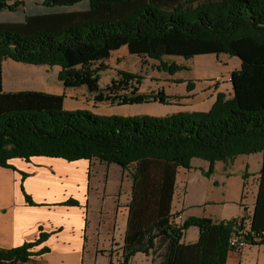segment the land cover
Wrapping results in <instances>:
<instances>
[{
  "label": "trees",
  "instance_id": "trees-1",
  "mask_svg": "<svg viewBox=\"0 0 264 264\" xmlns=\"http://www.w3.org/2000/svg\"><path fill=\"white\" fill-rule=\"evenodd\" d=\"M21 11V20L0 15V167L19 171L11 160L97 159L130 169L132 193L122 264L138 252L153 264H226L229 238L248 229V244H264V0H42L24 8L22 0H0ZM127 47L130 54L185 59L227 54L240 60L231 72L232 97L218 93L209 110L165 116L100 115L68 110L64 94L40 90L7 91L3 61L60 66L58 77L92 72L93 65ZM164 67L175 72L182 67ZM193 85L189 84L188 89ZM263 155L258 191L249 226L243 220L215 221L190 216L173 220L172 207L180 168L193 158L207 160L206 176L218 161L239 155ZM24 180L30 173L19 171ZM249 176L243 173V178ZM26 202L36 203L21 185ZM59 205H79L69 198ZM190 226L197 242H182ZM50 233L34 241L0 248V264H47L36 250Z\"/></svg>",
  "mask_w": 264,
  "mask_h": 264
},
{
  "label": "crops",
  "instance_id": "crops-1",
  "mask_svg": "<svg viewBox=\"0 0 264 264\" xmlns=\"http://www.w3.org/2000/svg\"><path fill=\"white\" fill-rule=\"evenodd\" d=\"M4 71L3 66V76ZM5 85L4 80V88ZM58 88L57 90L43 85L41 88L29 90L64 94V107L68 110L89 106L93 108L89 101H82L83 99L61 90L60 86ZM18 90L22 89L7 91ZM76 99L82 101V106L75 108L73 101ZM239 156L254 157L256 171L251 169L250 160L246 162L244 170H234L233 164L238 156L227 163L216 162L215 170L210 176L203 172L209 169L210 163L207 160L199 161L196 165L195 161L198 159L193 158L192 168H180L172 207L173 219L181 216V220H177L180 223L190 216H205L215 221L238 219L249 226L263 155L258 152ZM17 160L26 167L14 163ZM10 162L19 171L30 175L23 180L19 171L0 167V248H12L34 241L42 229L50 233V236L36 250L47 246L50 251L37 259L47 264H113L118 259V255L123 252L133 184L127 170L97 159L69 162L62 158L38 156L28 162L20 158H14ZM111 170L114 176H111ZM245 171L249 174L247 178H243ZM180 172L184 180L186 179L185 182L179 183ZM254 177L257 178V185L252 190L250 183ZM232 180L239 186L237 198L234 200H230L225 193ZM219 181L227 185L220 188L215 184ZM33 182L40 183L46 194H53V190H58L60 196L45 198V194L41 199L35 198L32 188H29ZM22 184L36 203L43 204H28ZM110 184L115 189L112 187L114 190L108 192L107 187ZM178 193L180 198L177 201ZM71 197L78 200L79 205L58 204ZM109 202L112 204L107 205ZM199 236V228L190 226L185 231L182 242L195 243ZM130 264H153V255L138 252L131 258ZM226 264H264V244L249 243L239 252L232 249Z\"/></svg>",
  "mask_w": 264,
  "mask_h": 264
},
{
  "label": "rangeland",
  "instance_id": "rangeland-1",
  "mask_svg": "<svg viewBox=\"0 0 264 264\" xmlns=\"http://www.w3.org/2000/svg\"><path fill=\"white\" fill-rule=\"evenodd\" d=\"M22 2L24 8L27 9L33 5H40L42 0H22ZM0 15L2 19L9 20L23 18L21 11H12L8 8H4ZM164 64L167 66L176 64L182 68L170 72L164 67ZM3 66L6 90H29L41 88L43 85L58 90L60 86V89L69 95L76 96L80 100L83 99L82 101L87 100L93 105V108L89 106L79 109L90 110L100 115L134 117L141 115L165 116L179 112L209 110L218 93H224L227 98L232 97L231 72L240 68V60L227 54L197 55L189 59L164 55L161 59H156L147 55L130 54L127 47H121L119 50L113 51L109 58L96 62L92 67V72L71 73L66 81H61L58 77L60 66L27 64L10 58L3 61ZM189 84L193 85L190 90L188 89ZM78 99L73 101L76 104L75 108L82 106V101ZM250 157L238 156L233 164V169L244 170L246 162L250 160L251 169L254 170L255 158ZM196 159H198L195 161L196 165L199 164V161L204 160ZM23 161L28 162L24 159ZM14 163L26 167L18 160ZM112 165L118 167L116 164ZM111 171V176H114L113 170ZM127 171L129 172L130 169ZM178 180L179 183L185 182L186 179L184 180L182 172H180ZM215 184L220 188L227 185L221 181ZM250 184L252 190L255 189L257 178H252ZM112 187L115 189L113 184ZM112 187L111 184L108 185V192ZM29 188H32L33 196L37 199L43 198L46 194L40 183L33 182ZM237 189L239 186L232 180L229 189L225 190L230 200L237 198ZM53 192L55 193L48 192L44 197L60 196L58 190H53ZM180 193L177 195V201L180 198ZM109 204L112 202L107 205Z\"/></svg>",
  "mask_w": 264,
  "mask_h": 264
},
{
  "label": "built area",
  "instance_id": "built-area-1",
  "mask_svg": "<svg viewBox=\"0 0 264 264\" xmlns=\"http://www.w3.org/2000/svg\"><path fill=\"white\" fill-rule=\"evenodd\" d=\"M181 216L173 219L174 222L176 224H182L180 222H178L177 220H181ZM245 225L247 226L246 222H244ZM248 229H244V230H236L234 232H232V234L230 235V238H229V246L239 252L241 250H243L247 245H248V242L245 238V234L247 233ZM122 254L121 255H118V259L113 263V264H122Z\"/></svg>",
  "mask_w": 264,
  "mask_h": 264
}]
</instances>
